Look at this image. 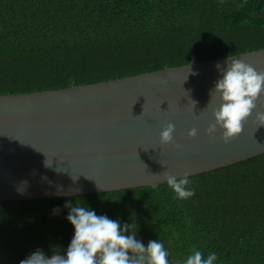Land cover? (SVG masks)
<instances>
[{
    "label": "trees",
    "instance_id": "trees-1",
    "mask_svg": "<svg viewBox=\"0 0 264 264\" xmlns=\"http://www.w3.org/2000/svg\"><path fill=\"white\" fill-rule=\"evenodd\" d=\"M264 47V0H0V94L104 81ZM166 182L89 194L0 201V264L37 248L66 251L67 201L135 223L169 264L193 249L215 264H264V153ZM60 212L53 214V209ZM127 234V233H126Z\"/></svg>",
    "mask_w": 264,
    "mask_h": 264
},
{
    "label": "water",
    "instance_id": "water-1",
    "mask_svg": "<svg viewBox=\"0 0 264 264\" xmlns=\"http://www.w3.org/2000/svg\"><path fill=\"white\" fill-rule=\"evenodd\" d=\"M229 57L264 70L263 47L94 83L0 94V201L155 186L165 182V171L190 176L264 153V126L255 122L264 94L227 143L219 126L206 132L212 108L219 107L210 96L221 76L216 65L224 67ZM168 123L175 125L173 141L162 144ZM193 127L197 135L190 137Z\"/></svg>",
    "mask_w": 264,
    "mask_h": 264
},
{
    "label": "clouds",
    "instance_id": "clouds-1",
    "mask_svg": "<svg viewBox=\"0 0 264 264\" xmlns=\"http://www.w3.org/2000/svg\"><path fill=\"white\" fill-rule=\"evenodd\" d=\"M223 65H216L221 76L214 82L210 96L213 100L218 98L219 107L212 108L214 123L209 124L206 132L213 134L219 126L223 130L222 139L227 143L242 132L247 118L257 108L256 101L264 94V70L257 71L244 60L232 57ZM192 101L195 105L196 101ZM255 122L264 126V111H256ZM174 130L175 125L168 123L160 133V142H172ZM188 135L195 137L197 129L191 128ZM175 147L179 149L181 145L175 144ZM45 165L50 167L46 160ZM162 175L163 181L175 193L174 199L185 200L195 195L194 190L188 187L191 182L187 172L180 177L166 171ZM18 191L23 194L24 189L19 188ZM64 207L69 209L66 219L74 228L66 251L61 253L57 248L48 256L37 248L19 264H169V252L164 244L159 240H149L147 245L142 243L136 238L135 223L121 224L119 219L97 215L85 206H72L71 201H67ZM59 212V206L53 209V214ZM216 260L215 252L205 257L202 251L193 249L183 264H215Z\"/></svg>",
    "mask_w": 264,
    "mask_h": 264
}]
</instances>
